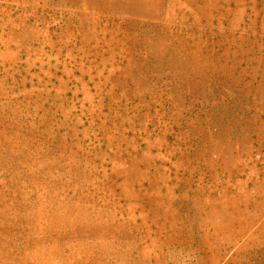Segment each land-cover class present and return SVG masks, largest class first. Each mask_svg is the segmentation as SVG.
<instances>
[{
  "label": "rangeland",
  "instance_id": "obj_1",
  "mask_svg": "<svg viewBox=\"0 0 264 264\" xmlns=\"http://www.w3.org/2000/svg\"><path fill=\"white\" fill-rule=\"evenodd\" d=\"M0 264H264V0H0Z\"/></svg>",
  "mask_w": 264,
  "mask_h": 264
},
{
  "label": "bare ground",
  "instance_id": "obj_2",
  "mask_svg": "<svg viewBox=\"0 0 264 264\" xmlns=\"http://www.w3.org/2000/svg\"><path fill=\"white\" fill-rule=\"evenodd\" d=\"M23 211V210H22ZM23 212H25V211H23ZM43 212V211H42ZM45 212H46V210H45ZM16 213V212H15ZM44 214V213H43ZM65 214V213H64ZM46 215V214H45ZM51 216V215H50ZM17 218V217H16ZM55 223V222H54ZM76 223V222H75ZM74 223V224H75ZM64 224V223H63ZM13 226V225H12ZM87 225H85V227H86ZM66 227V226H65ZM16 228V227H15ZM61 228V227H60ZM80 228V227H79ZM74 229H75V227H74ZM55 230V229H54ZM79 230V229H78ZM78 230H76V231H78ZM45 231V230H44ZM59 231V230H58ZM69 231H72V230H69ZM68 232V231H67ZM95 232V231H94ZM81 233H84V232H81ZM80 233V234H81ZM31 234V233H30ZM49 234V233H48ZM53 234V233H52ZM51 234V235H52ZM60 234V233H59ZM79 234V235H80ZM95 234H97V233H95ZM46 235V234H45ZM70 235V234H69ZM83 235V234H82ZM88 235V234H87ZM35 236V235H34ZM50 236V235H49ZM81 236V235H80ZM70 237V236H69ZM98 237V236H97ZM56 238V237H55ZM36 241V240H35ZM60 241V240H59ZM62 241V240H61ZM70 241H72L71 239H70ZM84 242V241H83ZM44 243V242H43ZM64 243V242H63ZM77 243V242H76ZM80 243V242H79ZM82 243V242H81ZM52 244V243H51ZM39 245V244H38ZM46 245V244H45ZM55 245V244H54ZM53 246V245H52ZM78 247V246H77ZM46 249H48V248H46ZM57 249V248H56ZM56 249H54V250H56ZM73 249V248H72ZM60 252H61V250H60ZM75 254V253H74ZM70 256V255H69ZM37 257V256H36ZM67 259V258H66Z\"/></svg>",
  "mask_w": 264,
  "mask_h": 264
}]
</instances>
